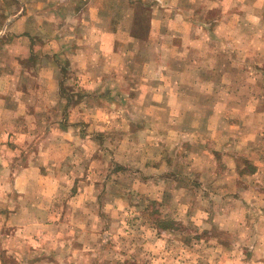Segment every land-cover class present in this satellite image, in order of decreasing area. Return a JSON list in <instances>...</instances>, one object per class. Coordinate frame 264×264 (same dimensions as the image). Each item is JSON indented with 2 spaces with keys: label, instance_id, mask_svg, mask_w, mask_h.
I'll use <instances>...</instances> for the list:
<instances>
[{
  "label": "rangeland",
  "instance_id": "1",
  "mask_svg": "<svg viewBox=\"0 0 264 264\" xmlns=\"http://www.w3.org/2000/svg\"><path fill=\"white\" fill-rule=\"evenodd\" d=\"M139 13L141 22L133 34L136 39H125L124 49L142 52L148 50V24L142 22L146 14ZM16 46L14 41H0V99L12 109L16 98L29 97L28 92L20 91L25 90V82L32 87L37 83L31 78L37 73L15 70L20 49ZM151 58L125 56L123 71L92 83L68 70L66 56L59 57L63 68L58 91L65 101L42 107L47 121L25 122L29 130H35L38 122L45 124L40 144L48 142L46 133L53 128L69 132L77 148L54 169L57 189L50 201L26 197L17 205V197L12 199L11 208L31 209L17 224H50L35 225L37 230H31L32 236L26 234L30 238L25 243L34 245L38 255L57 240L60 246L49 250L55 264H264V161L259 162L260 155L253 148L247 155L240 152L236 169L195 163V159L189 160L193 154L188 138L175 145L164 143L158 134L149 137L144 127L159 132L158 118H162V108L157 109L148 98L153 87L147 82L155 78L146 65ZM257 61L252 58V63ZM8 67L13 70L6 72ZM241 75L248 77L247 73ZM198 105L189 103L188 113ZM202 106L208 110L211 104ZM155 111L158 116L153 118ZM243 115V110L237 112L239 129L243 128ZM1 122L6 124L4 119ZM252 123L259 129L260 121ZM71 127L75 135L68 130ZM35 142L34 136H12V143L22 148ZM198 163L202 165L198 167ZM250 174L255 178L245 177ZM3 205L0 200V264H15L19 244L11 245L7 254L3 240L19 237L14 233L3 237ZM48 207L53 212L50 216L46 215Z\"/></svg>",
  "mask_w": 264,
  "mask_h": 264
},
{
  "label": "crops",
  "instance_id": "2",
  "mask_svg": "<svg viewBox=\"0 0 264 264\" xmlns=\"http://www.w3.org/2000/svg\"><path fill=\"white\" fill-rule=\"evenodd\" d=\"M140 10L146 14L142 22L148 24V50L130 51L124 49V41L136 39L133 34L141 22ZM1 40L17 42L20 48L15 70L37 73L30 76L37 85L25 82V90L20 91L28 92L29 97L16 98V108L0 99L3 237L9 233L19 237L3 240V244L7 254L11 245L19 244L20 251L13 256L19 264H55L49 250L60 246L57 240L50 242L36 255V247L24 240L34 234L31 230L50 224L33 221L28 226L19 225L17 221L31 209L10 206L15 197L17 205L26 197L50 201L57 189L54 169L77 148L69 132L53 128L46 133L48 142L40 144L45 124L38 122L35 130H29L25 122L47 121L42 107L65 101L58 91L63 68L60 56L68 59V70L79 72L92 83L123 71L125 56L153 57L146 64L155 74L147 82L153 87L148 98L157 109L162 108V118H158L159 132L144 127L149 137L158 134L164 143L175 145L188 138L193 154L189 160L195 159V163L236 169L240 152L247 155L253 148L260 155L259 162L264 161V0H0ZM253 57L258 58L256 63H252ZM244 73L248 75L245 79ZM6 82L1 81L8 86ZM38 88L45 97L31 92L43 93ZM189 103L199 105L188 113ZM205 104H211L208 110H204ZM239 110L244 112L242 129L235 122ZM157 116L155 111L153 118ZM251 120L260 121L259 129L253 128L256 124H250ZM70 129L75 135L73 127ZM13 135L34 136L36 142L22 148L12 143ZM245 177L255 178L253 174ZM45 210L47 216L52 215L49 207Z\"/></svg>",
  "mask_w": 264,
  "mask_h": 264
}]
</instances>
